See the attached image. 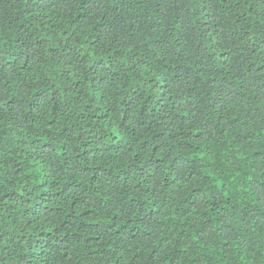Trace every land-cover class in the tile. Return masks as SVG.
<instances>
[{
    "label": "trees",
    "instance_id": "obj_1",
    "mask_svg": "<svg viewBox=\"0 0 264 264\" xmlns=\"http://www.w3.org/2000/svg\"><path fill=\"white\" fill-rule=\"evenodd\" d=\"M0 264H264V0H0Z\"/></svg>",
    "mask_w": 264,
    "mask_h": 264
}]
</instances>
